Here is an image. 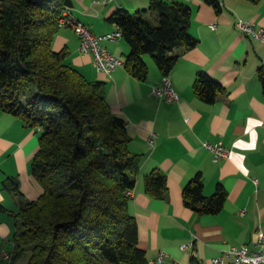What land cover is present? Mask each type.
Masks as SVG:
<instances>
[{"label": "crops", "instance_id": "crops-1", "mask_svg": "<svg viewBox=\"0 0 264 264\" xmlns=\"http://www.w3.org/2000/svg\"><path fill=\"white\" fill-rule=\"evenodd\" d=\"M152 1L100 4L72 0L69 10L94 35H103L116 28L108 21L111 13L117 9L138 12ZM162 1L191 8L189 33L198 40L193 47L173 50L177 59L168 77L177 101L168 103L151 94V86L159 85L163 77L151 56H143L148 74L145 80H138L124 66L111 74L97 71L92 56L80 53L78 37L70 27L58 28L52 47L67 50L66 62L87 79L103 82L111 111L127 123V150L139 155L136 182L128 200V212L137 224V246L148 260L165 251L182 263L210 264L211 257L222 255L231 246L251 248L256 228L264 224V94L257 76L258 68L264 66V44L235 28L237 20L264 28V0H218L219 12L204 0ZM148 14L156 20L151 11L145 18ZM212 24L216 26L212 28ZM101 44L122 60L129 52L122 37ZM199 72L224 87L212 103L202 101L193 91ZM152 132L157 135L153 147L147 141ZM39 135L40 129L27 127L0 108L1 249L12 247L14 214L22 202L35 200L42 193L31 172ZM203 141H220L230 150L228 157L214 162ZM155 172L165 175L163 196L145 190L146 176ZM196 174L201 176L206 196L218 184L226 190L218 213L198 214L184 205L182 188ZM190 242L196 252L194 261L189 250L180 249Z\"/></svg>", "mask_w": 264, "mask_h": 264}, {"label": "trees", "instance_id": "trees-1", "mask_svg": "<svg viewBox=\"0 0 264 264\" xmlns=\"http://www.w3.org/2000/svg\"><path fill=\"white\" fill-rule=\"evenodd\" d=\"M71 1L0 0V108L40 129L31 172L42 187L37 199L22 202L14 214L11 258H0V264H15L25 252L26 264H147L137 246L136 220L128 212L139 155L127 150L125 120L111 111L103 82L87 79L66 62L67 50L52 47L57 19ZM204 2L221 10L218 0ZM147 11L155 14L156 26L145 18ZM190 18L188 5L162 0L138 12L111 13L108 21L129 46L126 71L145 80L143 56L149 54L168 75L177 59L173 50L198 42L189 33ZM257 76L264 94V66ZM192 87L206 103L224 91L204 72ZM26 90L32 92L21 99ZM145 190L163 196L165 175H147ZM226 197L221 184L206 196L200 174L182 188L184 205L198 214L218 213Z\"/></svg>", "mask_w": 264, "mask_h": 264}, {"label": "built area", "instance_id": "built-area-1", "mask_svg": "<svg viewBox=\"0 0 264 264\" xmlns=\"http://www.w3.org/2000/svg\"><path fill=\"white\" fill-rule=\"evenodd\" d=\"M111 0H96L97 3L106 4ZM58 27H70L79 40V51L84 55L92 56L93 66L97 71L105 74H111L118 67L124 66L121 58L115 56L107 48L102 46L101 42L104 40H117L122 37L120 29L116 28L103 35H94L89 28L82 22L78 21L72 16L68 7L63 8L61 14L57 19ZM216 25L212 24L214 28ZM235 28L244 36L260 41L264 44V28L255 27L253 23L244 20H237ZM151 94L156 97L163 98L165 102H173L178 100V94L173 89L168 75H163L162 81L159 85L151 86ZM127 123L125 122V128ZM157 135L151 133L147 139L148 144L153 147L156 143ZM203 146L212 154L214 162L225 159L229 155V149L225 147L220 141L211 143L203 141ZM256 183V179H253ZM130 191L128 192L129 195ZM243 212V210L241 211ZM181 250H189L191 258H196V252L193 248L192 242L180 245ZM0 258L3 261H9L11 252L9 249H2L0 251ZM210 264H264V224L256 228L252 246L249 248L246 245L231 246L226 249L222 255L211 257ZM147 264H193V262L182 263L176 259L171 258L165 251H160L153 259L148 260Z\"/></svg>", "mask_w": 264, "mask_h": 264}, {"label": "rangeland", "instance_id": "rangeland-1", "mask_svg": "<svg viewBox=\"0 0 264 264\" xmlns=\"http://www.w3.org/2000/svg\"><path fill=\"white\" fill-rule=\"evenodd\" d=\"M146 19L151 23V25H153V26L157 25V23H154V21H156L155 18L153 16H151L150 14H148L146 16ZM147 56L150 57L149 54H147ZM30 92H32V91L26 90L25 91V95L21 99H25L26 97H28ZM28 257H29V252H25L23 254V256L20 258L18 264H26L27 260H28Z\"/></svg>", "mask_w": 264, "mask_h": 264}]
</instances>
